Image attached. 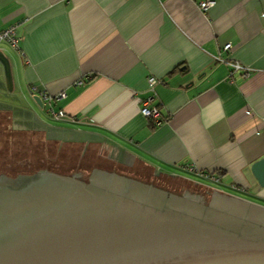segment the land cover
I'll use <instances>...</instances> for the list:
<instances>
[{
  "label": "crops",
  "instance_id": "1",
  "mask_svg": "<svg viewBox=\"0 0 264 264\" xmlns=\"http://www.w3.org/2000/svg\"><path fill=\"white\" fill-rule=\"evenodd\" d=\"M200 1L0 0V29L20 37L0 42L13 82L0 65V93L41 108L26 126L0 105V144L40 137L67 168L179 177L264 206L251 171L264 157V0ZM42 92L52 97L40 107Z\"/></svg>",
  "mask_w": 264,
  "mask_h": 264
},
{
  "label": "water",
  "instance_id": "2",
  "mask_svg": "<svg viewBox=\"0 0 264 264\" xmlns=\"http://www.w3.org/2000/svg\"><path fill=\"white\" fill-rule=\"evenodd\" d=\"M8 91L11 64L0 51ZM43 107L39 95H33ZM264 186V157L251 165ZM207 204L98 165L0 171V264H264V206Z\"/></svg>",
  "mask_w": 264,
  "mask_h": 264
},
{
  "label": "rangeland",
  "instance_id": "3",
  "mask_svg": "<svg viewBox=\"0 0 264 264\" xmlns=\"http://www.w3.org/2000/svg\"><path fill=\"white\" fill-rule=\"evenodd\" d=\"M1 91V90H0ZM0 105H4L6 109L10 110V113L14 116H18L20 117V122L26 126L30 125V120L32 121L31 118H33L31 116V107L35 108L36 110H41V108L37 107L34 103V101H25L22 97H15V96H9L7 94H2L0 93ZM10 107V108H9ZM9 139L7 138L5 143H1L0 146H3V150L0 152V157H1V162H5L6 160H4L5 158L9 157L11 154V152H16L17 150H19L18 146L20 145L21 141L19 140V136H14L13 139H11V141H8ZM26 140V139H24ZM120 172V170H118ZM122 173H126L125 175H129L128 172H122ZM165 181V186H169L171 188L176 187V191L178 190V192H182L183 190H186L188 188H194L196 189V191H200L202 192V194H208L204 192V189H206L205 187H203L200 184H196L190 181H185V179L183 178H179L176 177L175 178H167ZM201 183L205 184V185H213L214 183H212L210 180L208 179H202L200 178ZM204 181V182H203ZM155 184H164V182H159L158 179L154 180ZM209 183V184H208ZM211 184V185H210ZM168 187V188H169ZM229 191H233L236 193H240V194H244L242 192H239L237 190L234 189H230L229 187H226Z\"/></svg>",
  "mask_w": 264,
  "mask_h": 264
},
{
  "label": "trees",
  "instance_id": "4",
  "mask_svg": "<svg viewBox=\"0 0 264 264\" xmlns=\"http://www.w3.org/2000/svg\"><path fill=\"white\" fill-rule=\"evenodd\" d=\"M19 140L21 141L18 146L19 150L11 152L12 155L4 159L6 161L0 164V171L9 170L14 164L28 166L45 165L62 173L69 169L67 164L60 159V152L50 150L49 146L45 145V141H41L40 137L37 138V141H33L29 135L22 134V136H19ZM86 163L89 164L88 162ZM75 168L79 167L75 166Z\"/></svg>",
  "mask_w": 264,
  "mask_h": 264
},
{
  "label": "built area",
  "instance_id": "5",
  "mask_svg": "<svg viewBox=\"0 0 264 264\" xmlns=\"http://www.w3.org/2000/svg\"><path fill=\"white\" fill-rule=\"evenodd\" d=\"M214 3H215L214 0H202L198 3V6L202 11H206L207 8L212 6ZM19 40H20V37H18L15 34L14 28L12 26H9L4 29H0V42L7 41L12 47L17 48ZM229 47H230V44L227 43L224 45L223 48L228 49ZM220 58L221 57L217 55V59H220ZM232 67L241 68L239 64H232ZM147 80H148V85L150 88H152V86L157 82V79L152 76H149ZM60 95L62 96L64 95V93L62 92ZM40 97L43 102V101H49L52 96L47 94L46 92H42L40 94ZM46 110H47V114L54 120H59L65 116V112L63 110L54 111L52 107H48ZM140 112L144 116L151 117V118H156L157 116V110L155 108L148 107L146 103H144L143 106H141ZM211 177L213 178L214 176H211Z\"/></svg>",
  "mask_w": 264,
  "mask_h": 264
},
{
  "label": "flooded vegetation",
  "instance_id": "6",
  "mask_svg": "<svg viewBox=\"0 0 264 264\" xmlns=\"http://www.w3.org/2000/svg\"><path fill=\"white\" fill-rule=\"evenodd\" d=\"M152 184L159 187V188L171 191V192L179 194V195L186 194L185 195L186 197L191 198V199L196 200V201H199V202H202V203H205V204H207L209 201V198H212V197H215V199L218 198V199H222L223 201L224 200L227 201L224 196H220V195L216 194L215 192H213V190H209L207 188L204 189V192L205 193L208 192V194H204V193L202 194V192L196 191V189H194V188H188L186 190L182 189V192H178V190L176 191V189H175L176 187L171 188L168 186L169 187L168 188L167 186H165V184H162V183L155 184L152 182Z\"/></svg>",
  "mask_w": 264,
  "mask_h": 264
}]
</instances>
